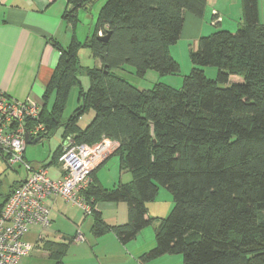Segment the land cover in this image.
I'll list each match as a JSON object with an SVG mask.
<instances>
[{
	"label": "trees",
	"instance_id": "1",
	"mask_svg": "<svg viewBox=\"0 0 264 264\" xmlns=\"http://www.w3.org/2000/svg\"><path fill=\"white\" fill-rule=\"evenodd\" d=\"M98 1L69 0L64 18L72 30L80 8L90 9ZM206 4L207 0H105L85 41L74 35L63 46L52 39L60 59L46 87L40 117L29 125L45 124L47 133L41 139L60 125L65 132L49 161L39 167L29 163L35 169L59 163L68 137L87 144L107 137L117 143L110 156H119L120 170L130 171L132 180L108 188L96 177L98 167L93 171L82 194L92 206L91 214L85 215L94 217L95 236L114 232L128 243L157 221L156 244L144 253L143 261L181 254L183 264H264V23L259 0H242L244 22L235 32L219 29L198 39L190 51L191 72L181 88L162 81L141 88L122 74H179L181 65L171 46L181 38L185 12L202 17ZM100 31L103 36L111 33L108 41ZM83 47H89L100 64L85 68L79 55ZM209 66L218 68L216 79L207 77ZM82 74L89 78L87 88ZM232 75L244 80L228 85ZM75 85L81 88L80 103L63 121ZM89 108L96 113L82 127L79 119ZM24 180L2 191L0 175V216ZM161 187L174 200L166 218L153 217L148 207ZM104 202H125L127 221L109 224L99 208ZM76 236L63 243L44 240L57 264H63Z\"/></svg>",
	"mask_w": 264,
	"mask_h": 264
},
{
	"label": "crops",
	"instance_id": "2",
	"mask_svg": "<svg viewBox=\"0 0 264 264\" xmlns=\"http://www.w3.org/2000/svg\"><path fill=\"white\" fill-rule=\"evenodd\" d=\"M208 3L209 0H207L206 7ZM214 7L211 25L223 24L222 12ZM68 8L69 0H0V91L16 100L39 104L42 108L45 102L46 87L60 59V51L54 46L52 39H56L63 46H68L74 35L77 38L79 36L78 39L82 40L77 32L78 28L72 30L71 24L67 23L64 18V13ZM83 9L89 8H80L78 18L80 11ZM206 10L205 8L202 17L189 11L185 12L183 31L179 41H194L193 45L192 42L190 43L192 45L191 50L197 47L198 39L201 36L208 35L213 31L212 27L205 22ZM93 25H95L94 19L92 25L89 26L88 36L93 31ZM205 31L208 32L204 34ZM173 47L172 45L171 52L176 58V51ZM122 74L130 79V75H127L125 71ZM52 98L54 100V96ZM53 100L48 102L49 106L53 104ZM27 148L28 144L26 150ZM24 156L27 159L25 154ZM27 161L32 162L31 160ZM103 164L97 168V171ZM33 165L39 167L42 164ZM10 167L13 166L8 162V154L0 149V175L3 178V185L4 177L8 175L7 172ZM60 175L59 170L55 172L54 176H51L58 178ZM26 177L27 171L26 175L20 177V179L16 180L13 177L12 183L22 181ZM96 177L108 188L113 187L120 181L123 182L119 180L114 185L109 186L99 178L97 172ZM131 180L132 178L127 182ZM61 200H64L67 204L61 202ZM48 204L51 208V226L48 229H44L39 225L30 227L25 239L35 244V249L29 255L24 256L17 264H57V260L52 257L50 251L45 247L44 240L63 243L68 242L69 239L66 237H74L79 233L84 236L85 240L70 242L63 256V264H166L163 263V260L170 254L154 260H142L144 253L156 244L154 237L151 236L152 233L145 231L147 227L135 239L123 243L114 232L95 236L92 232L94 217L79 214L77 209L80 207L63 197L52 195L48 198ZM99 208L109 224L125 223L128 219V206L125 202H104L99 204ZM59 214H63L69 221H66V223L61 222L60 225L57 221L59 220ZM53 222L55 224L57 222L62 229L59 227L54 228Z\"/></svg>",
	"mask_w": 264,
	"mask_h": 264
},
{
	"label": "built area",
	"instance_id": "3",
	"mask_svg": "<svg viewBox=\"0 0 264 264\" xmlns=\"http://www.w3.org/2000/svg\"><path fill=\"white\" fill-rule=\"evenodd\" d=\"M103 36V32H99ZM41 106L19 101L0 91V149L8 154V162L25 165L27 177L14 188L0 216V264H17L34 250L25 239L32 225L48 229L51 226L48 198L61 196L91 214L92 206L83 197L93 171L114 151L116 142L104 137L95 144L77 143L68 137L59 157L61 175L54 178L48 168L35 169L24 154L28 139L34 140L47 133L44 123L31 122L40 117ZM28 127V128H27ZM85 238L78 234L76 242Z\"/></svg>",
	"mask_w": 264,
	"mask_h": 264
},
{
	"label": "rangeland",
	"instance_id": "4",
	"mask_svg": "<svg viewBox=\"0 0 264 264\" xmlns=\"http://www.w3.org/2000/svg\"><path fill=\"white\" fill-rule=\"evenodd\" d=\"M105 0H99L97 3L93 5L91 9H83L79 13L80 21L77 24L78 28V34H80V41H85L87 38V34L89 32V26L92 25V21L94 19V23H96L99 10ZM215 6V7H214ZM213 7L219 9L222 12V15L224 17V23L223 24H216L211 25V20L213 19ZM206 20L205 22L212 27L213 31L219 30V29H227L236 31L238 30L239 26L244 22L243 21V5L242 0H209L208 6L206 7ZM259 9H260V20L262 23H264V0H259ZM94 17H93V16ZM94 28V25L92 27V30ZM211 31V32H213ZM208 31H205L204 34H206ZM209 34V33H208ZM77 38V36H76ZM79 38V36H78ZM192 41L188 40H180L176 45L174 44L173 48L176 51V60L181 65V71L179 74H168V75H160L155 70H149L147 74L143 78H136L132 74H129L130 80L134 82L137 86L141 88H151L156 84L158 81H162L164 83L170 84L174 86L175 88H181L183 84L184 77L188 75L191 72L192 69V62L190 58V51L192 48V45L194 44V41L192 42V45H190ZM80 58L82 64L85 66V68L94 67L97 64L96 59L92 55L91 49L89 47H83L80 50ZM126 70L131 71L132 66L127 65ZM206 75L209 79H216L218 76V68L215 66H209L205 68ZM82 84L87 88L89 86V78L86 74H82L81 76ZM243 77L239 75H232L230 78V82L228 85L234 83V82H240L243 81ZM80 85L73 86L69 100L67 102V105L65 107L64 113L62 115V120L66 121L69 119L75 112V110L79 106V91H80ZM53 98L50 100L52 101ZM54 101V100H53ZM95 110L93 108H89L86 110L82 115L81 119H79V125L82 127H86L90 120L95 115ZM64 125H60L51 135L44 137L41 139L38 143H28V148L25 152V155L27 156L26 160H31L33 164H42L43 162L49 161L51 157V153L61 144L63 141V133L65 132ZM110 157V156H109ZM60 164L54 163L51 164L48 167V171L50 175L55 174V172L59 171ZM8 175L4 177V185L2 188V191H6L9 188V185L12 183L13 177L17 180L20 179V177H24L26 175V167L25 165L17 164L15 167H10L8 169ZM99 178L109 186L114 185L117 181L122 180L123 182H127L132 178V174L130 171H122L120 170V162H119V156L113 155L104 164L98 169L97 171ZM12 176V177H11ZM126 176V177H124ZM173 196L171 192L165 188L161 187L160 192L157 196V198L154 201H151L148 204L150 214L153 217L156 218H166L169 213L171 212L174 202H173ZM61 202L67 204L64 202V200H61ZM69 204V203H68ZM71 205V204H69ZM78 208V207H77ZM79 214H82L84 216V211L82 209H77ZM59 220L58 223L69 221L68 218H66L63 214H59ZM63 215V216H62ZM65 217V218H64ZM54 225V228L59 227L57 222L52 223ZM158 226L157 221H155L153 224L149 225L145 231L152 233L151 236L154 237V242H156V227ZM33 244V243H32ZM155 244V243H154ZM34 249H35V244ZM154 247V246H153ZM152 248V247H151ZM163 263L166 264H183V256L181 254H172L164 258Z\"/></svg>",
	"mask_w": 264,
	"mask_h": 264
},
{
	"label": "water",
	"instance_id": "5",
	"mask_svg": "<svg viewBox=\"0 0 264 264\" xmlns=\"http://www.w3.org/2000/svg\"><path fill=\"white\" fill-rule=\"evenodd\" d=\"M110 35H111V33L109 32V33H107L105 36H103L102 37V40L103 41H108L109 40V38H110ZM97 61V64H100V61L99 60H96ZM96 64V65H97ZM41 138L42 137H37V138H35L34 140H30V139H28V143H37V142H39L40 140H41Z\"/></svg>",
	"mask_w": 264,
	"mask_h": 264
}]
</instances>
